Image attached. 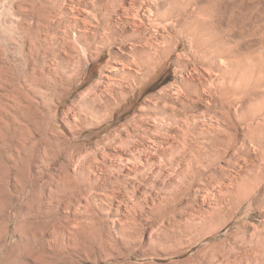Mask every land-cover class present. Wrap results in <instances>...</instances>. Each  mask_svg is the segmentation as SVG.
Returning a JSON list of instances; mask_svg holds the SVG:
<instances>
[{"label": "rangeland", "instance_id": "obj_1", "mask_svg": "<svg viewBox=\"0 0 264 264\" xmlns=\"http://www.w3.org/2000/svg\"><path fill=\"white\" fill-rule=\"evenodd\" d=\"M74 1L0 0V264H264V0ZM102 16L109 21L96 29ZM148 51L111 114L73 131L68 107L76 109L95 83L105 97V84L120 81L109 80L108 65L141 63ZM195 84L228 99L224 137L213 144L216 120L203 102L212 148L189 194L176 183L169 192L148 186L129 188L119 201L93 198L94 156L116 153L112 137L133 132L141 106ZM151 191L156 204L144 201ZM165 194L185 198L165 208ZM218 202L224 208L207 220L217 231L195 239L202 227L186 221L190 213Z\"/></svg>", "mask_w": 264, "mask_h": 264}, {"label": "bare ground", "instance_id": "obj_2", "mask_svg": "<svg viewBox=\"0 0 264 264\" xmlns=\"http://www.w3.org/2000/svg\"><path fill=\"white\" fill-rule=\"evenodd\" d=\"M77 2H76V4H77ZM73 3L75 5L74 0H73ZM44 15L46 16L47 14H44ZM48 15H50V14H48ZM61 15H63V13ZM48 17H50V16H48ZM60 17L59 18L62 20V17H64V15L60 16ZM66 18H67V16H66ZM50 19H52V18H50ZM99 19L100 20L97 23V25L95 24L96 29H98L99 26L102 25V23L105 24L106 22L109 21L108 20L109 17L102 16V18H99ZM46 20H47L46 22L43 20L45 24L49 22L47 18H46ZM106 20H108V21H106ZM39 21L40 20H38V22ZM43 21L41 20L40 22L43 23ZM50 21H52V20H50ZM63 21H64V19H63ZM36 22L34 21L33 24ZM38 22L36 24H37V26H38V24L40 26V22L39 23ZM53 23H55V22H53ZM49 24H51V23H49ZM68 24L70 25V23H68ZM30 25H31V23L29 24V26ZM31 26L33 27V29L35 28L33 25H31ZM71 26L73 27V25H71ZM105 26L107 27V25H105ZM44 29L46 30V28H44ZM105 29H107V28H105ZM50 30H48V31L51 35ZM53 30L54 29H52V32L54 33ZM108 30H109L108 33H110L111 32L110 30H112V29L109 28ZM34 32L36 33V30ZM40 32L43 34V32H45V31L42 32L40 30ZM65 32H67V31H65ZM35 33H33V34H35ZM69 33H67V34L69 35ZM39 34L36 33V35H34V37H37V35L39 36ZM50 35L48 34V36H50ZM55 37H60V35L55 36ZM76 37H77V35H76ZM107 37L110 38V36H107ZM46 38H49V37H46ZM55 39H54V41H57ZM38 40H41V39L38 38ZM51 40H52L51 44L55 43V42H53V39H51ZM110 40H112V39H110ZM47 41L48 40H46V42ZM59 41H61V40H59ZM45 43L38 44L39 45L38 52L44 51L43 53H45L47 51L48 44H45ZM75 43H76V41H75ZM51 44H49V48H50V46H52ZM74 44H73V47H74ZM145 44H148V46H150L151 48L153 47V49L156 48L155 44H153L152 41H150V39L149 40L147 39ZM55 46H56V44H55ZM70 47H72V46H70ZM75 47H76V44H75ZM73 49H75V48H73ZM49 50H51V48ZM55 50H56V48H54V51ZM51 52H53V51H51ZM68 52H69V50H68ZM72 52H74V50ZM67 54H69V53H67ZM134 54H135V51H134ZM147 54L148 55L146 57H143L144 60L141 63L139 62V60L134 59L130 62H128V61L125 62L121 66H117V65L109 66L108 65V67H110V68H107V69L110 70V73L107 74L106 76L109 78V80L112 79L113 75L118 76V79H115V80H120V81H118L115 84H112L111 81H110V83L106 82L107 84H105V86H104L105 90H103V92H105L107 94V95H105V97H103V95L99 92V91H102L101 87L103 85L100 86V84H98V83H95L94 85L92 84L93 86L89 87L86 91L85 90L83 91V93H82L83 95L80 97V100L78 102V107L76 106L77 108L73 109V110L68 107V110L70 113H68V112L65 113L67 115V117L70 119L69 120V122H70L69 126L74 127V129L72 128L73 131L76 130L75 127H81L82 126V128H84L83 124L86 122L92 124L94 117H98L101 115V116L106 118V116L111 114V110H112L113 106L116 104V101L117 100L119 101V99H121V97L124 96L126 93L125 83H127L130 79L135 80L138 77L137 76L138 73L135 75L133 74L134 72H132V69L134 67L132 65H136L139 67L136 69L137 71H138V69H141L140 67L146 61H148L150 59V57L152 56L153 53L148 51ZM70 55H68V56H70ZM42 56H45V54L44 55L42 54ZM56 56H57V54H56ZM38 64H37V66H38ZM59 66H60V63H59ZM40 67H41V65H40ZM60 68H62V67L60 66ZM57 69H59V68L57 67ZM57 69H56V71H57ZM39 71L43 74H44V72H47L46 69L43 72L42 68H39ZM60 71H61V69H60ZM56 73H58V72H56ZM33 74L35 75V73H33ZM34 75H33V78H34ZM39 77H45V75H41ZM51 79H52V77H51ZM66 79H67V77H66ZM44 81H45V79H44ZM32 83H34V82H32ZM40 84H42V83H40ZM40 84H38V85H40ZM55 85H57V84L55 83ZM62 85L63 84H61V86ZM204 86L206 87V85H204ZM215 89L217 90L216 87H213V86L210 87L208 85L206 88H202V89L200 88V86H198L196 84L193 87L190 85L186 89L185 88H183V89L179 88L177 93H174V94H176V97L162 96L159 99H157V101L154 103H150V104L141 106L140 111L144 115V116L142 115L141 117H144V118L138 122H136V120H135V122H136L135 127H133L131 125L134 128L133 132L132 131H130L131 133L128 132V135L126 137L121 136L120 138H118V137L115 138L116 135H114L115 137L113 136L114 138L112 137L111 143L114 144L115 145L114 147L117 148L116 153L109 154V153L105 152V150L103 149L104 152L102 153V155H100L102 159H98L97 157L94 156L95 159L93 158L94 159L93 161H95L94 162L95 166L92 167V197L93 198L94 197L101 198V200L105 201V202L106 201L112 202L114 200L119 201L118 198H120L123 195L125 196L128 193L127 190L129 188L138 190L139 188H146L149 186L151 188L152 187L157 188L156 190H158V189L160 190L161 188H159V187H162L163 189L165 187V190H166V187L168 189V186L175 185L176 183L181 188L180 189L177 187L179 190L187 191V189H188V193H186V194H189V189H190L189 184H190L191 180L193 181V180L197 179L198 177L202 176L205 172V169H204L205 163H206L207 157L209 155V148L211 147V145L209 147V141L207 139V137H208L207 136V133H208L207 127L209 126V124L210 125H213V124H211L209 122V117L207 116L206 110L202 109L203 102H206L207 104H209L205 107H206V109H209L212 112V116L215 118L214 121L216 120V123L212 126V129H209V130H214L216 132L215 133L212 131L213 133H215L216 136H215V140L213 139L214 141L211 139L212 140L211 143L213 144V142H216V141L219 142L220 140H218V139H221V136L223 135V134L221 135L222 132L220 131V125L223 122L222 121L223 116H226V114L223 112V108L225 107V101L228 99V97H227V99L224 100L223 96L220 94L221 92L218 93ZM206 95H210L211 99H209V98L206 99L205 98ZM58 101H59V99H58ZM230 101H232V103H233L235 100H234V98H230ZM150 102H151V100H150ZM228 106H229V104H228ZM230 107H231V104H230ZM231 109H233V108L231 107ZM51 110L53 111L52 108H51ZM68 110H66V111H68ZM55 113H56V111L53 113V115ZM228 113L229 112L227 111V114ZM69 114H71L70 117H69ZM234 115H231V116H234ZM99 122H100V120H99ZM132 124H133V122H132ZM129 129H127V130H129ZM55 130L59 133H63V130L61 129V127L56 126ZM223 137H224V135H223ZM211 138H213V137H211ZM222 140H223V138H222ZM227 141L228 140H226V142ZM111 143H110V145H111ZM227 144H228V142H227ZM213 146H216V145H213ZM62 147H64V146H62ZM62 147L59 150H63ZM216 147H218V146H216ZM216 147L214 149H216ZM76 148L77 147L75 146L74 149H76ZM79 148H80V150L79 149L78 150L81 152L84 150L83 147H79ZM211 148H210V151H211ZM64 151H65V149H64ZM218 153H219V151H218ZM65 154H67V153H65ZM69 154L67 155L68 157H70ZM59 156L60 155H58V157ZM112 158H114L115 160L111 161ZM165 173H167V175L164 176L163 174H165ZM177 184H176V186H177ZM233 184L231 183V185H233ZM190 185H192V184H190ZM219 185H220V183H219ZM222 185L224 186V184H222ZM227 186H230V185H227ZM173 187H171L172 191H173ZM224 188H226L227 191H229V193H230V190H231L230 188H228L226 186ZM152 190H153V188H152ZM169 190H170V188L168 189V191L167 190L166 191L169 192ZM174 190H175V188H174ZM221 190H220V192H221ZM123 192H124V194H123ZM125 192H127V193H125ZM233 192H234V190H233ZM233 192L231 191V194H229L227 192L228 196L229 195L232 196ZM146 194H148V193H146ZM182 194L184 195V191ZM217 194L220 195V193H216V195ZM130 195H131V193H130ZM130 195H129V197H130V199H132V197H131L132 195L131 196ZM157 195H158L157 191H156V194L153 191H151V193L148 194L146 196V198L145 197H143V198H145L144 201L146 199H147V201L150 199L153 202L155 201V204H156V200L158 197ZM171 195H172V192H171ZM171 195L166 197V194H165V197L162 200V204L164 205L165 208H169L170 206L174 205L175 202H178V200H180V198H181V196L179 199L177 197L174 198V196H171ZM222 195H223V193H222ZM223 196L226 197L225 194ZM231 196H229V197H231ZM136 197H139V196H136ZM98 198H96V199L99 200ZM183 198H185V197L183 196L181 199H183ZM213 198L216 199V197H213ZM133 199H132V201H133ZM135 200L138 201L140 199L138 198ZM124 201H126V200L124 199ZM110 202H108V203H110ZM139 202L134 201L132 203H139ZM222 202H218L219 207L217 206V209H213L211 211H203V212L198 210L194 213H192V212L190 213L191 215H189V217L186 221L194 222L200 228L202 227L201 228L202 230H198V233L195 236L196 237L195 239H203V238H205V237H207V236H209V235H211L217 231L218 225H213V224L207 225V220L210 217H212V215L216 214L217 211H220L224 208V205ZM113 203H115V202H113ZM216 203H217V201H216ZM163 205H161V206H163ZM131 207H132V205H131ZM132 209L135 210V208H133V207H132Z\"/></svg>", "mask_w": 264, "mask_h": 264}]
</instances>
